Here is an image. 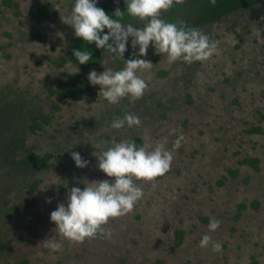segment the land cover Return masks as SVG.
<instances>
[{
  "label": "rangeland",
  "instance_id": "1",
  "mask_svg": "<svg viewBox=\"0 0 264 264\" xmlns=\"http://www.w3.org/2000/svg\"><path fill=\"white\" fill-rule=\"evenodd\" d=\"M73 2L74 0H0V95L2 94V96H5L6 94L7 98L10 100H13L14 97L16 100L19 99L20 95L17 96L18 94L24 95L27 98L25 99L29 100V103L36 104V107L42 108V112L47 115L51 105L54 106V101L57 99H59V101L61 100L59 95H71L73 98L76 100L79 99L80 101L86 99L83 93L90 88L85 76L88 75L90 71L95 70L97 72H102L105 69H111L112 71L123 69L124 60L122 58L116 57L114 54H109L107 50H103L101 52L99 51L100 59L98 58L99 63L95 64L96 66L91 67L93 64L85 65V69H80L78 74L69 75L71 74L70 70L66 68L65 65H78V61L73 63L67 56L70 49L73 48V30L71 26L61 21L60 14L70 12ZM114 2H116V0H97V3L112 4ZM53 6L54 12L51 13L53 11ZM185 7L186 5L184 4L182 9L174 16L177 21L183 17ZM42 10H45V16H43ZM30 14L31 18L38 24L29 23ZM263 14L264 8L261 14L262 21H264ZM165 15L166 13L163 14L162 18L165 17ZM22 17H25V19H22ZM18 20L24 21V24L27 26L30 25L31 27H25V25L20 26ZM40 20H42V22H39ZM239 20L240 19L234 20V22H236L231 26H226L224 23H217L215 25L207 24L201 28L200 26L199 28L197 27V29L206 33L210 42L216 43L217 52L213 59L211 57L204 62L186 63L189 68L182 61H177L172 64H168L164 61V66L166 65L168 68H173V71H176V75H179L177 78L172 77V82L177 81L182 84L186 83V78L182 72L189 71L195 74L191 88H194L193 84H196V90H198V92H193V96H200L202 98L204 102L201 105L202 107L209 106L211 102L213 104L210 109L211 112L223 110V108L227 106L228 97L232 99L235 96L240 102V106H242L240 111L242 114H251L254 107L260 110L264 109V74L260 77L253 76L252 74V77H254L253 80L249 78L251 73L249 67L252 66L251 63L253 62L247 61L248 59H256L258 56H261L260 54H263L264 49H261V43L264 41L263 31L257 26L258 23H250L248 29H243V26L238 22ZM35 25L37 27H35ZM33 26L34 28L32 30ZM133 26L143 27V23L134 20ZM27 36L36 38L33 45L31 44L30 46L27 44ZM255 38H257V40L253 42ZM237 42H241V47L235 48ZM129 43L130 46L127 45L128 51L124 54L125 60L131 59L133 54L138 52V48H132L131 40ZM258 49L262 51L258 52ZM228 51H230L234 56L233 58L236 59L237 65H229ZM157 57L160 58L161 55L156 54L155 49L150 45L147 50V55L139 58L148 61H152L156 58L159 62L160 60L163 61V58L158 60ZM37 60L41 62L38 63ZM185 66L187 68H185ZM155 67H157V65ZM232 67H236L239 71L245 70L243 75H245L247 79L240 81L235 87H223V89L215 90L205 99L204 90L207 84L210 85L211 88L218 84L217 79L219 78L221 70H224L227 74L234 77H236V74L240 73L239 71L234 73L232 71L233 69H231ZM79 68H81L80 65ZM219 69L221 70L219 71ZM151 70H149V72L152 73ZM162 74H164V70L158 71L159 76ZM143 77L146 83L150 80L147 75ZM62 79L68 80L62 82ZM57 82H59L58 86L56 85ZM55 86H57L58 91L54 88ZM98 89H100V86L96 85L91 91H96ZM154 90L159 92L161 95H159V98H161L163 92L162 86L157 84ZM154 90L148 91L147 87L143 96L153 95ZM64 92H66V94ZM147 92H149V94H147ZM220 94H225L222 99H219ZM35 95H38L37 98H33ZM261 96L263 98H260ZM252 98L254 102L251 101ZM96 100L97 97L89 98V101ZM165 100L170 102V98ZM1 103V107L6 109L3 113L6 118L7 111L12 107L14 102L13 104L11 101H2ZM85 107L88 108L87 105L82 106L77 104L67 107L66 104H63L60 112L57 114L58 123H61L63 126H68L75 121L76 118L84 117L89 113L84 112L86 109ZM230 107L234 109L235 106H233V108L232 106ZM174 108L175 107H173V109ZM13 109L14 111L12 110L13 112L11 113H14L16 116L15 118H19L17 126H20L17 131L10 133L12 137H16L19 131L25 130L23 129L25 115L22 111H19L18 108L15 109L14 107ZM204 109L208 110L207 107ZM0 114H2L1 111ZM218 114L222 115L221 118L214 119L211 113L196 111V107L194 106L185 107L182 112H178V116H171L158 126L159 128L156 130V135H153L154 138L155 136L158 137V142L156 141V144L164 145V143H168L167 138L175 133L174 129H177L179 123L182 124V122L185 121L187 122L186 130L181 129L178 132H182V137L188 136L187 139L189 141L193 138V135L200 132L201 129L204 130L206 121L207 126L205 127L202 144L208 155L216 153L218 149L224 146V149H228V152H225H230L229 155L232 160L238 157V155H234L237 154L238 147H243V149L247 150L251 155L252 152L249 150L250 147L262 146L260 139H264L263 137H254L256 141L252 136L242 134V130L248 128L250 124L243 127L242 125L240 126V123L249 119V116L242 115L240 119H238V117L231 115L228 119L223 111ZM33 115L32 113V116ZM4 117L2 119H4ZM34 118L35 116L31 118L33 122L28 127L31 132L39 130L42 123H45L46 120L41 115H36L38 120H34ZM188 118L189 120H186ZM15 121L17 120L15 119ZM50 123L54 125L57 123L54 122V117ZM223 124H225V126ZM227 124L230 127H227ZM54 125L43 126L46 129V133L40 137L37 136L38 133L34 135L25 132L26 151L18 150L17 153L12 154L11 150L4 149L5 152L0 156V264H152L153 259L157 258V256L153 255L157 249L160 252L163 251L165 255L169 251L167 249V236L169 234L167 229H165L168 223H163L164 225L161 226V222L158 220L157 222L155 221V225L162 228V230L159 232H157V230H146L144 225L137 224L134 220L140 215L138 210H133L129 214L111 219L103 226L102 232H99L94 238L85 239L83 243L69 241L58 232L54 222L50 220V213L56 210L58 204L63 203L66 205L68 201V191H66L65 188L62 191L61 187L63 182L60 175L64 172V168L61 167L58 171H54V167H48L46 170H42L43 172L38 176L41 178V182L38 183L34 191H31L27 186H22L24 184L22 182L23 173L20 172L22 169L20 165L18 166L16 163H13V159L20 158L19 155L24 156V154L34 151L35 148L38 153H44L43 151L46 150L54 151V140H50L49 135L54 129ZM218 125H223L224 130H218ZM70 129L71 127L67 129V132ZM261 129L263 130V128ZM64 136L65 135L62 137ZM216 139H218V141H215ZM150 140L153 139L151 138ZM132 141L137 144L136 139H132ZM36 142L39 143V145H36ZM156 144H154V147ZM181 147L184 146L181 145ZM165 148L167 149V147ZM171 153L173 154V164L171 163L170 167L173 168L177 161V154L173 150ZM200 162L201 160L199 163ZM18 167L20 171H18ZM184 168L185 167H182V169ZM75 171L76 174L75 172L70 173L69 177L72 176L71 178H73L74 182L78 179L80 181L78 185H71V188L82 186L81 189H83L85 187L84 180L101 181L108 178L104 173L102 174L101 170H99L96 165L91 167L86 166L84 168H78L76 166ZM58 172H61L60 175H58ZM260 173L261 175L264 173V167ZM256 178L260 180L262 176H256ZM257 180H251V184L255 188H259V186H257ZM163 183L160 182L157 183V185H162ZM58 185L60 188H57ZM138 185H140L143 191H150L153 189L151 188L153 187L152 182H140ZM161 190L163 189L158 190L160 192L156 193L158 195H167V189L162 192ZM229 190L232 192L237 189L236 187H230ZM28 201H32V203L29 205ZM172 203L170 208L171 212L181 211L182 214H178L179 216L184 217L185 215L190 223L192 221L193 224H196V220L193 218L194 211H196L195 208H193L194 205L190 204L188 201H183V199L178 196L173 198ZM184 203L186 206L182 205ZM14 205H18L20 210H11L10 207ZM184 208H186V211L183 213ZM166 211L169 212V208H167ZM153 213L154 210L152 209L148 211L147 215L152 216ZM174 216L177 220V216L175 214ZM262 218L263 223L264 215ZM147 220L148 219H145L143 221L144 224L148 223ZM169 220L172 221L174 219L171 218ZM254 222L255 228L259 230L264 229L263 225L260 223L261 219L258 220L257 218ZM258 223L262 226H255ZM251 232L250 230L247 235H250ZM196 233L198 236L195 235V238H189L178 248L180 251L178 250L179 252H176V256L173 258L174 260L168 261L165 257L164 259L167 261L161 264H210V261L214 259L215 264L226 263L228 259L232 261L237 260V264H247L248 258L252 255L259 259V264H264V243L260 244L259 251H255V248H252V245L256 244L258 241L256 239H254L250 245L248 244L245 261L243 257H240L239 253L232 252L236 246L234 247V245L229 244L227 247L223 241L219 242L220 245L223 244L219 252L213 251L211 247L212 244L203 248V251L202 248H198L200 243L196 242L197 240L200 242L201 238L205 235L210 236V231L209 229H204L200 231L197 230ZM150 252L152 254H150ZM228 252H230L231 255Z\"/></svg>",
  "mask_w": 264,
  "mask_h": 264
},
{
  "label": "clouds",
  "instance_id": "2",
  "mask_svg": "<svg viewBox=\"0 0 264 264\" xmlns=\"http://www.w3.org/2000/svg\"><path fill=\"white\" fill-rule=\"evenodd\" d=\"M184 3L185 0H125L127 16L142 22L143 27L123 23L125 11L119 8L112 15L107 14L97 6V0H74L71 11L60 14L61 21L74 29L76 38L88 45L95 44L97 49H106L109 54L124 60L122 70H92L88 73L89 83L100 86V97L110 104H118L128 97L133 101L143 97L148 84L141 74L151 70L153 64L139 57L147 55L150 45L168 64L177 61L188 64L204 62L216 54V43L210 42L201 30L184 24L178 26L162 18L175 5ZM210 3L214 6L216 0H210ZM130 37L132 48H138V52L133 54L136 58L125 60ZM73 56L78 65H65L70 70L69 75L78 74L79 65L93 59L89 50H73ZM125 123L131 128L139 126L141 121L138 116L125 114L122 119L114 120L112 127L121 129ZM93 155L98 160L99 170L111 179L84 180L83 189L72 187L67 204H58L56 210L50 213V220L58 232L77 243L96 237L111 219L131 213L143 197L137 182H151L165 175L173 160V154L163 144L149 149L138 147L129 140L114 143L107 150L93 152ZM71 157L78 168L88 165V161L77 152H71ZM219 226V221L212 219L209 230L215 231ZM210 243L211 237L205 235L201 238L200 247L206 248ZM212 248L219 252L221 245L212 243Z\"/></svg>",
  "mask_w": 264,
  "mask_h": 264
},
{
  "label": "flooded vegetation",
  "instance_id": "3",
  "mask_svg": "<svg viewBox=\"0 0 264 264\" xmlns=\"http://www.w3.org/2000/svg\"><path fill=\"white\" fill-rule=\"evenodd\" d=\"M51 2V1H50ZM47 3V2H46ZM264 8V0H256L254 3L247 5L245 7L239 8L237 10H234L233 12L227 13L225 15H223L222 17H220L218 20L212 21V22H207V23H202L199 25H196L194 28H200L202 26H205L207 24H217V23H224L227 25H234L235 22L234 20L240 19L238 22H240V25L243 26V29H248V25L250 23H258L257 26L260 27L261 31H263V35H264V21H262L261 19V14H262V10ZM264 15V14H263ZM48 16V15H47ZM206 34V33H205ZM257 38L254 39L253 42H256ZM263 43V44H262ZM261 43V49H264V41H262ZM260 44V43H259ZM241 47V42H237L236 47L235 48H239ZM234 48V49H235ZM260 48V46H259ZM258 49V52H261L262 50ZM153 53V52H152ZM229 54V65H237L236 63V59H234L232 53L230 51H228ZM261 56H258L256 59H248V62H253L251 63L252 66L249 67L250 69V76L249 78H251L253 80L254 77H260L262 76V74H264V52L263 54H260ZM215 57V54L212 56V59ZM131 58V57H130ZM132 58H136V57H132ZM161 59L163 58V61L160 60L157 61L156 58L153 59L152 61H150L154 67L151 70V72H145L142 73L141 75H147V77H149V81L147 82L148 84V91H153L155 89V86L157 84H160L163 88V92H162V97L159 98L161 95L159 94V92H157V90H154L153 95H148V96H143L141 99L139 100H135L133 101L130 97L128 98H124L120 101V103L118 104H110L108 101L104 100L102 97H100L99 95V90L96 91H91L93 89L94 86H92L88 79L87 76H85L86 80H87V84L89 85V90H85L84 91V96H85V100H76L75 98H73V96L71 95H59V97L61 98V100L59 101V99H57L56 101H54V106L51 105L50 109H48L49 111L47 112V115L44 114V112H42V108H37L36 104H32L29 103V100H26L27 98L24 95L18 94L17 96L20 95L19 99L16 100V98L14 97L13 100L7 98L6 94L5 96H2V94L0 95V111L3 113L6 109L2 108L1 109V102L2 101H11L13 106L10 107V109L7 111V113L10 112V115L8 117H6V124H7V128H8V132H15L18 130L19 126H17L18 123V119L19 118H15L16 116L14 115V113H11L14 111V107L15 109L18 108L19 111H22V113H24V128L25 130H21L19 131L17 134V138L22 137L23 138V143L20 149H17L15 153L18 152V150H24L26 151V136H25V132L30 133V134H34L36 135V133H38V137L42 136L44 133H46V129L43 126L46 125H51L53 126L54 124L50 123L51 120L54 117V122H57L54 125V129L52 130L51 133H49L50 135V140H54V151L53 150H46L43 151L44 153L40 152L38 153L36 151V148L34 149V151H30L28 154H24V156H20V158H16L18 160L21 159H27L28 162L27 163H22L19 164L20 168L22 169L20 171V168L18 167V171L23 173V177H22V182L24 183L22 186H27L29 188V190L34 191L38 185V183L41 182V178H39L38 176L43 172L42 170H46L48 167H54V171L57 170L61 167L64 168V172H58V175H60L61 173V180H62V191L65 190L68 191V193L71 190V185H78V182L80 181L79 179L74 182L73 178L69 177L70 173L75 172V162L71 157V152H77L80 154V156L88 161V167L94 166V163L96 164V166H98L96 162H98L97 158L95 155H93V152H99L100 150H107L108 147L112 146L114 143H119L122 142L123 140H129L132 141V139H137L139 140V146L138 147H147L149 149L152 148V144L154 147V144H156V141L158 142V137L153 135H156V130L159 128L158 126L163 122L169 119V117L171 116H178V112H182L183 109H185V107H190V106H194L196 107V111H199L201 113H211V115H213V118H221L222 115L218 114V113H213L210 111V109L212 108L211 106H213V104L210 102L209 106H205L202 107V103H204L202 101V98L200 96L196 97L193 96V92H198V90H196V84H193L194 88H191L192 83L194 82V77L195 74L194 73H190L188 72H182V74L185 76L186 78V83H179L177 81L176 84L175 82L171 81L172 77L177 78L179 75H176V71H173V68H168L166 65L164 66V57L161 55L160 57ZM160 58L157 57V59L159 60ZM250 60V61H249ZM166 62V61H165ZM235 62V64H234ZM185 63V62H184ZM199 63V62H198ZM186 64V63H185ZM72 65V64H71ZM157 65V67H155ZM159 65V66H158ZM72 66H76V65H72ZM96 66L95 64H93L91 67ZM186 66L189 68V66L186 64ZM185 66V68H187ZM231 69H233L232 71L234 73H236L237 70L236 67H232ZM164 70V74H162L161 76L158 75V71H163ZM221 69H219L220 71ZM174 72V73H173ZM240 73L236 74V77L227 74L224 70H221V73L219 75V78L217 79L218 84H216L215 86H213L212 88L210 87V85L207 84L206 89L204 90L205 96L204 98L207 99L210 96V93L218 90V89H223V87H227V88H232L233 86H237V84L242 81L247 79L245 77V75H243V73L245 72V70H240ZM180 74V73H179ZM182 75V76H183ZM153 76V77H151ZM68 80V79H67ZM66 79H62V82L67 81ZM71 80V79H69ZM61 82V83H62ZM244 82V81H243ZM59 82H57V86ZM57 86H55L54 88L58 91ZM234 90V89H232ZM147 94H149V92H147ZM178 94V95H177ZM160 95V96H159ZM225 94H220L219 99L223 98ZM38 95L33 96V98H37ZM233 96V95H232ZM90 97H97L96 101H89ZM255 97V96H254ZM26 98V99H25ZM170 98V102H167L165 99H169ZM229 99H231L230 97H228ZM236 98L233 97L231 99V101H227V106L224 107V110L226 108V114L224 113V115L229 119L231 114L234 113V111H241L242 106H240V102L238 101V99H234ZM260 98H263L262 96ZM228 99V100H229ZM31 100V99H30ZM252 102H254V99H251ZM34 102V101H33ZM64 102V103H63ZM66 104L67 107L69 106H73V105H87L88 108H86L84 110V112H89L87 113L84 117L82 118H76L75 121H73L72 123H70L68 126H63L61 123H58V117L57 114L58 112H60L62 105ZM263 103V102H262ZM61 104V105H60ZM136 104V106H135ZM264 104V103H263ZM180 105V106H179ZM234 109H231V107ZM54 107V108H53ZM64 107V106H63ZM173 107H175L173 109ZM179 107V108H178ZM208 108V110H205L204 108ZM172 110H171V109ZM178 108V109H177ZM8 109V108H7ZM17 109V110H18ZM13 110V111H12ZM172 111V112H171ZM260 111H264L260 110L256 107H254L253 113L255 115H258L257 118H252V120L247 119L242 121L243 123H240V126L242 125L243 127L247 124H250V126L244 130H242V134L244 135H250L253 136L255 134H260L261 133V123L262 121H264V112H260ZM230 112V113H229ZM260 112V113H259ZM32 113L34 114L33 116H35L34 120H38V118H36V115H41L42 117H44L45 123H42L41 127L39 128V130L37 131H30L29 130V125L33 122L31 121ZM125 114H133L135 116H138L141 123L139 126H133L131 128L128 127V125L125 123L124 127L121 129H115L112 127V123L114 120L120 118L122 119ZM241 114V113H239ZM48 116V117H47ZM242 115L240 116H236L238 117V119H240ZM244 116V115H243ZM74 118V117H72ZM246 118V117H245ZM15 119L17 121H15ZM186 120H189L186 119ZM28 122V123H27ZM180 122V121H179ZM205 126H204V130L201 129V132L199 133L200 135L205 133V127L207 126V122L205 121ZM224 123V122H223ZM228 123V122H227ZM225 126V124H223ZM222 125V127H224ZM186 126H187V122H182L178 124L177 129L175 128L174 131L175 133L172 134L171 132V136L167 138L168 143H164V146L167 147L168 149H170L169 151L171 152L172 150L174 152H178L177 153V158L180 159V155L183 152V150L179 151L177 150V141L182 140L185 136H181L182 132H178L179 130H186ZM229 125L227 124V127ZM71 127V129L67 132V129H69ZM230 127V126H229ZM255 128H258V130H255ZM210 129V128H208ZM67 132V133H66ZM23 134V135H22ZM63 135H65L64 137H62ZM115 135V136H114ZM153 136V137H152ZM116 138V139H114ZM153 140H150V139ZM96 139V140H94ZM172 141V142H171ZM36 145H39V143H35ZM89 146H91L92 148L89 149ZM238 152V156L241 158V160L247 159V156H249V152H247V150L243 149V147H238L237 148ZM27 153V152H26ZM34 154L35 155V159L33 158H29L30 154ZM27 155V156H26ZM189 155V154H188ZM193 156V154L187 156L186 157H182L186 159V161H188L187 158L190 159V157ZM44 160L42 164H40L37 160ZM181 162V159H180ZM183 163V161H182ZM181 163V164H182ZM191 164V163H190ZM179 167H182L181 165ZM90 170V169H89ZM102 172V171H101ZM65 173V174H64ZM103 174V173H102ZM21 180V179H20ZM33 182H35V188L34 189H30L31 185L33 184ZM82 187V186H81ZM79 186V188H81ZM57 188H60V186L58 185ZM67 193V194H68ZM16 206V205H14ZM12 207V206H11Z\"/></svg>",
  "mask_w": 264,
  "mask_h": 264
},
{
  "label": "crops",
  "instance_id": "4",
  "mask_svg": "<svg viewBox=\"0 0 264 264\" xmlns=\"http://www.w3.org/2000/svg\"><path fill=\"white\" fill-rule=\"evenodd\" d=\"M53 12L54 6L51 13ZM22 19H25V17H22ZM42 20H40L39 22H42ZM18 22L20 23V26L25 25V27H31L30 25L27 26L26 24H24V21L18 20ZM29 23H37L34 19L31 18V14L29 17ZM35 27L37 26L35 25ZM33 28L34 26L32 27V30ZM35 39L36 38L27 36V44L30 46L31 44L33 45V43H35ZM37 61L38 63L41 62L40 60ZM225 110L223 108V110L221 111L226 114ZM219 112L216 110L213 113ZM260 112L263 113L264 111ZM239 113L240 111H234V113L231 115L249 116L250 120H252V118H257L258 116L253 112L249 115L246 113L242 114V112L241 114ZM260 126V128H263V130L261 129V133L258 135H253L252 138H264V121H262ZM217 129L224 130V127L218 125ZM200 132L193 135L192 139H190L189 137V141L187 139L188 136H185L182 140L179 141V147L177 148V150H183L180 155L181 162L179 158H176L177 161L174 164L173 168L170 167V170L165 175L158 177L154 181H151L153 185V187H151L153 188L152 190L143 191L140 185H138L143 192V197L134 208V210H138V212L140 213L139 217L137 219H134L135 222H137V224L144 225L146 230H157V232L162 230V228L156 226L155 221L157 222L159 220L161 222V226L164 225L163 223H168L166 224L165 229H167V232L169 234L167 236V249L169 251L164 255L163 251L160 252L157 249L153 253V255L157 256V258L153 259L152 264H154L156 261H160L161 264L166 262L167 260H174L173 258L176 256V252L178 250L180 251V249L178 248H180L183 243L189 238L192 239L195 238V235L198 236V234L196 233L197 230L200 231L209 229V224L212 219L219 221L220 226L215 231L209 230L211 241L213 243H219L223 241V243H225L227 247L229 244L234 245V247L236 246L232 250V252L239 253L240 257H243L245 261L247 257L246 251L248 249V244L250 245V243L254 241V239L258 240L256 244L252 245V248H255V251H259L260 244L264 243V229L259 230L254 227V220H256L257 218L258 220L261 219L260 223L264 227V222L262 223V217L264 215V173L262 175L260 173L264 167V139H260V143H262L261 147L255 146L249 148L252 154L247 156V159H245V161L241 160L239 156L231 160L229 155L230 152L226 153L228 152V149H224V146H222L221 149H218L216 153L208 155V153L205 151L206 149L202 144L204 135H200ZM215 141H218V139H216ZM180 144L184 147H181ZM91 148L92 147L89 146V149ZM166 150L169 151L170 149L167 148ZM177 153L178 152H176V154ZM188 154H193V156H191L190 159L187 158L188 161H186L185 158L182 159L183 156H189ZM200 160L201 162L199 163ZM94 165L96 164L94 163ZM179 165H182V167L185 168L182 169V167H179ZM256 176H262V178L260 180H257ZM106 179L110 180L111 178L108 177ZM252 179L257 180V186H259V188H255L251 184ZM160 182L164 183L162 185H157V183ZM137 183L139 184L140 182ZM230 187H236L237 190L231 192L229 190ZM160 189H163L161 190V192L167 189V195H158L156 192H160L158 191ZM177 196L183 199V201H188L190 202V204L194 205L193 208H195L196 211H194L193 218L196 220V224H193L192 221L190 223L189 219H187L185 215L184 217L179 216L178 214H182L181 211H177L174 213L170 211V208L173 204V198ZM182 205L186 206L185 203ZM167 208H169V212L166 211ZM152 209L154 210L152 216L147 215L148 211ZM185 209L186 208H184L183 213L186 211ZM169 214H172L173 216ZM174 214L177 216V220ZM171 218H173L174 220H169ZM145 219H148V223L144 224L143 221ZM260 223L256 224L255 226L258 225L259 227H261L262 225ZM250 230L252 232L250 233V235H247ZM178 232L180 233V237L179 241L177 242ZM196 243H200L199 240H197ZM211 244L212 243H210V245ZM198 248L202 247L198 246ZM202 250L204 251L203 248ZM150 254L152 253L150 252ZM165 257L167 260L164 259ZM226 261L227 262H223V264H229L232 260L228 259ZM232 263L237 264V260L232 261ZM259 263V259H257L254 255L248 258L247 264ZM210 264H215V259L213 261H210Z\"/></svg>",
  "mask_w": 264,
  "mask_h": 264
},
{
  "label": "trees",
  "instance_id": "5",
  "mask_svg": "<svg viewBox=\"0 0 264 264\" xmlns=\"http://www.w3.org/2000/svg\"><path fill=\"white\" fill-rule=\"evenodd\" d=\"M6 1V0H5ZM8 1V0H7ZM10 1V0H9ZM256 0H216V4L213 6L210 3V0H185V12L183 14V17L177 21L174 16L176 13L182 9L183 5H175L171 10H169L165 17L163 19L166 22H172L176 23L178 26L180 24H184L187 27H195L196 25L202 24V23H207V22H212L215 20H218L220 17L223 15L233 12L234 10H237L239 8L245 7L247 5H250L254 3ZM13 3V2H11ZM13 5H15L13 3ZM48 6V4H47ZM98 7H101L105 10V12L109 15H112L115 11V9L119 8L121 11H125V16L122 20L123 23H132L134 24V20L127 16L126 14V5H125V0H116V2L112 4H106V3H97ZM50 7V6H49ZM46 10V9H45ZM45 10H42L43 16L45 13ZM47 11V10H46ZM42 16V17H43ZM73 30V48L70 49L68 52L67 56L71 59V62H76V58L73 56V50H89L92 53L93 59L89 61V63L85 65H90V64H98L99 63V51H103L106 49H97L95 47V44H86L84 43L83 40L76 38L74 35V29ZM107 30H105V33ZM131 40V37L129 38V42ZM128 42V46H130V43ZM99 58V59H98ZM69 60V59H68ZM85 65H80V69H85ZM70 84V83H69ZM66 94V92H64ZM13 106V105H12ZM4 107H1V109ZM4 113V112H3ZM0 114V156L5 152L4 149H8L12 151V154L16 152L17 149H20L23 143V138L22 137H12L11 133L8 132V128L6 127L7 124L5 123L6 118L4 117V114ZM10 115V112L6 114V117ZM4 117V119H2ZM4 122V123H3ZM255 130H258V128H255ZM137 140V139H136ZM139 140H137V146H139ZM4 158V157H3ZM29 158L35 159L34 154H30ZM5 159V158H4ZM1 159V160H4ZM13 163H16L18 166L19 164L22 163H27L28 160L26 159H13ZM40 164L43 163L42 160H37ZM35 188V182L31 185L30 189ZM32 201H28V204L30 205ZM11 210L14 211H19L20 207L18 205L10 207ZM180 233L178 232V238L177 242L179 241V236ZM25 262V260H24ZM154 264H160V261H156Z\"/></svg>",
  "mask_w": 264,
  "mask_h": 264
}]
</instances>
